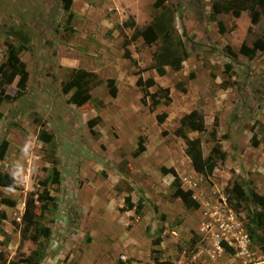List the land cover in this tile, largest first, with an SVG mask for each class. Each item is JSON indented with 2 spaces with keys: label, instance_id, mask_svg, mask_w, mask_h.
<instances>
[{
  "label": "rangeland",
  "instance_id": "obj_1",
  "mask_svg": "<svg viewBox=\"0 0 264 264\" xmlns=\"http://www.w3.org/2000/svg\"><path fill=\"white\" fill-rule=\"evenodd\" d=\"M154 1L73 0L65 10L63 0H0V67L6 64L29 74L23 94L0 105V143L9 142L0 171L18 179L14 187L0 185V210L7 215L0 219V252L7 260L39 247L30 240L21 244V218L28 194L45 190L41 181L50 180L54 166L61 181L49 182L47 189L56 205L43 216L37 207L38 222L52 229L50 239H41L46 252L41 264H115L119 259L146 264L154 248L178 264H240L235 254L242 229L253 256H264V244L250 237L248 227L260 207L253 199L228 200L234 179L245 191L253 188L264 195V51L252 52L264 33V8L257 7L259 21L252 23L247 9L237 17L213 15L212 3L227 0H165L188 57L181 70L166 66L159 75L154 54L161 40L133 41L134 28L123 24L131 22L134 7L140 22L136 25L146 26L149 13L154 17L161 12ZM195 2L202 5L200 20L191 15ZM187 17L190 34L184 36ZM11 28L27 40L13 35ZM126 49L135 64L125 57ZM133 65L144 69V76H155L151 92L158 86L170 88L169 105L153 106L150 96L147 105L141 103ZM74 68L94 71L101 81H93L92 99L81 106L70 103L72 92L62 90ZM110 78L117 86L115 97ZM18 79L5 85L8 93L17 92ZM195 107L203 109L208 132L188 135L201 138L206 156L213 145L209 131L214 116L220 120L217 137L227 157L210 176L195 171L184 139L174 134L182 115ZM164 112L168 116L160 123L157 115ZM43 130L53 136L50 142L40 138ZM254 134L258 146L251 143ZM140 139L146 149L135 156ZM163 166L174 167L183 188L194 191L197 208H186L173 196L174 174L164 173ZM128 195L136 204L143 201L141 214L135 208L123 210ZM3 198L14 199L16 206L3 203ZM228 217L236 232L222 237L220 249L218 224ZM158 236L161 244L153 245Z\"/></svg>",
  "mask_w": 264,
  "mask_h": 264
},
{
  "label": "trees",
  "instance_id": "obj_2",
  "mask_svg": "<svg viewBox=\"0 0 264 264\" xmlns=\"http://www.w3.org/2000/svg\"><path fill=\"white\" fill-rule=\"evenodd\" d=\"M65 10H70L73 0H63ZM165 0H155L154 7L161 10L160 14L155 15L151 23L140 28L136 25L134 17H131V22L128 20L124 21V25L134 28V32L131 35L133 41L142 37L147 44H154L158 40H161V46L158 51L154 54V68L160 75H164L166 66H170L173 70L179 71L183 67L184 61L187 59L188 54L181 48L182 36L178 33L177 28L174 24V13L171 9L164 4ZM258 6L264 8V0H227L223 3L220 1H214L212 3V14L217 15L221 13H231L233 16L237 17L243 11L247 9L250 13V18L252 23H257L259 21L260 12ZM264 15V10L263 13ZM73 13L70 12L68 21H71ZM219 32L223 34L225 32V26L223 21H217ZM11 33L18 36L20 40L26 41L27 37L21 31L10 29ZM182 35L186 36V28L183 27ZM22 49L25 48L21 45ZM258 50L264 51V33L261 37L257 38L253 44L252 52L255 53ZM131 52L129 49L125 51V57L129 58ZM131 58V57H130ZM131 61L134 60L131 58ZM135 64V62H134ZM228 70H230L231 65L226 64ZM134 74L138 75L136 79V85L141 87L142 96L140 98L142 104L147 105V97L150 96L153 106H157L160 103L169 105L172 102L171 90L169 87L158 86L155 92L149 90L150 87L157 85L154 77L143 78L140 71H135ZM19 75L17 81V92L12 95L6 91L5 85L12 83L16 76ZM28 72L25 69H20L16 72L11 67L4 64L0 67V105L4 101H11L23 94L27 87ZM194 73L190 74L193 77ZM97 73L83 68L72 69L69 77L62 84V90L64 93H71L69 101L70 103L81 106L92 99L91 85L93 81L97 80ZM98 81V80H97ZM101 81L99 80L98 83ZM108 84L110 87V94L115 97L117 95V86L114 84V79H108ZM182 91H187L185 87L180 88ZM167 113L157 115L158 122L162 123L167 118ZM96 120H90V125L93 126ZM220 124L219 116L216 114L213 120V127L209 131V140L213 142L209 154L204 155L202 141L200 137L191 138L188 135L189 131H198L200 133H207V125L205 120V113L202 108L195 107L189 112L183 114L179 120V125L174 130V134L184 139L185 141V153L190 158L193 168L196 172L204 175L210 176L215 168L219 164L223 163L227 157L226 152L222 148L221 140L217 137V127ZM163 133H167L165 130ZM224 138L228 137V134L223 135ZM40 138L43 141L50 142L53 138L51 134H47L46 131H41ZM138 147L133 152L135 156L141 154L145 151V146L143 141L140 139L138 141ZM251 143L253 146L259 145V140L254 134ZM9 142L4 139L0 143V159H3L8 150ZM53 174L50 180L41 181L42 185L45 187L44 191L30 192L28 194L27 200L25 202L24 211L22 214L21 222V244L23 242L30 240L34 243H38L39 247L31 251L29 254H25L19 251L17 257L7 260L4 254L0 252V259L2 264H41L46 256L45 249L42 245L41 239H50L52 235V229L50 226L43 225L38 222L37 207H40V215L43 216L51 206L56 205L54 202V197L48 194V183L53 184L60 183V171L56 166L52 168ZM164 173H173L174 179L172 185L174 187L173 196L179 197L183 201L186 208H197L199 206L198 200L193 196L194 191L191 188H183V183L181 177L177 173L174 167H162ZM18 183V179L11 175L9 172L0 171V185L6 187H14ZM233 199L240 201H249L253 199L254 202L260 207V210L254 212L253 218L251 219V224L249 226L250 237L261 244H264V195L259 193L257 190L250 188L245 191L242 183L238 179L233 180V186L230 189V196L228 197L229 202ZM3 203L14 207L16 206V201L11 198H3ZM39 203V204H38ZM126 206L123 208L124 211H129L135 208L137 214H141L144 207L143 201L140 199L136 204L133 202L130 195L125 198ZM7 215L4 211L0 210V219H6ZM162 242L161 236L156 237L152 240L153 245H160ZM21 244L19 249L21 250ZM115 264H128L127 261L119 259ZM146 264H178L169 259H164L160 256V249L154 248L152 250V261Z\"/></svg>",
  "mask_w": 264,
  "mask_h": 264
},
{
  "label": "built area",
  "instance_id": "obj_3",
  "mask_svg": "<svg viewBox=\"0 0 264 264\" xmlns=\"http://www.w3.org/2000/svg\"><path fill=\"white\" fill-rule=\"evenodd\" d=\"M218 227L223 236L218 235L217 245L220 249H223L221 246L222 237L228 236L231 233L232 236L235 235L236 232L235 223L231 217H228L227 220H221L218 224ZM239 237L240 240L239 243L237 244L238 250L236 251L235 255L236 257L241 258L242 261L240 264H264V256L261 257L253 256L255 254V251L249 248V245H251V240L248 236L247 231L242 229V232H240ZM225 240L228 243L233 244V242H231V240H229L228 238H225Z\"/></svg>",
  "mask_w": 264,
  "mask_h": 264
},
{
  "label": "crops",
  "instance_id": "obj_4",
  "mask_svg": "<svg viewBox=\"0 0 264 264\" xmlns=\"http://www.w3.org/2000/svg\"><path fill=\"white\" fill-rule=\"evenodd\" d=\"M200 0H198V2H199ZM193 3L192 4V13H191V15L192 16H196L197 17V20L199 19L200 20V18L203 16L204 17V15H202L201 13H200V7H202V5L201 4H199V3ZM201 2V1H200ZM133 8L134 7H132L131 9H130V13L133 15V17H134V19H135V21H136V24L138 25V24H140V22H139V20H138V17H137V13H135V11L133 10ZM144 13H142V15H143ZM145 14H148L147 13V11H146V13ZM150 14V16H148L149 18H150V20L148 21L149 23H151L152 22V20H153V17H152V15H151V13H149ZM175 16V15H174ZM185 18V17H184ZM183 18V19H184ZM175 19V18H174ZM190 20V18L189 17H187V19H184V28H186V32H187V34H190V30H189V25H188V21ZM175 22V21H174ZM148 23V24H149ZM175 26H176V24H175ZM183 27H182V29H183ZM176 28H177V26H176ZM179 30V29H178ZM137 64V63H136ZM133 66H135V69L136 70H134V72L135 71H140L141 72V75L143 76V78H148V77H154L155 78V76H153V75H151V74H149V76L148 77H146V76H144V73H143V71H144V69H140L137 65H133ZM165 70H166V67H165ZM157 71V70H156ZM159 74V73H158ZM133 75L135 76L134 77V80H135V84H136V79H137V77H138V75H136V74H134L133 73ZM160 75V74H159ZM117 80V79H116ZM156 80V79H155ZM117 83H118V80H117ZM137 86V85H136ZM140 88V87H139ZM118 90H119V83H118ZM119 92V91H118ZM142 94L143 93H141V95H140V98H141V96H142ZM142 103V102H141ZM185 114V113H184ZM183 116V115H182ZM191 161V160H190ZM192 164V163H191Z\"/></svg>",
  "mask_w": 264,
  "mask_h": 264
}]
</instances>
